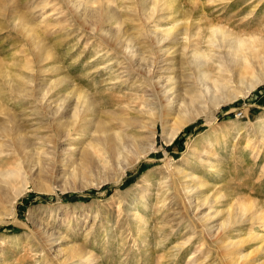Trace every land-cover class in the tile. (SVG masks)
I'll return each instance as SVG.
<instances>
[{
	"label": "rangeland",
	"instance_id": "rangeland-1",
	"mask_svg": "<svg viewBox=\"0 0 264 264\" xmlns=\"http://www.w3.org/2000/svg\"><path fill=\"white\" fill-rule=\"evenodd\" d=\"M69 1L0 0V61L7 67L11 65L10 58L13 56L14 59L19 57L18 60L23 62L29 61L36 73L35 83L39 86L36 92H39L43 85L44 89L51 79L66 77L72 84L69 89L73 91L82 90L94 97L136 94L141 100V95L136 92L138 88L132 87L133 83L136 85V77L118 87L108 84L117 74L115 72L121 71L117 69L119 63L122 61V65L126 66L124 57L118 50L120 45L125 48L126 53L137 51L145 58L152 56V59L155 57L152 53L160 49L179 52L184 41L180 40L175 44L165 42L163 46L156 48L151 39L149 40L151 33L148 32L168 30L175 25L180 29L195 18L200 19V14H205L212 20L218 19L219 21H216L221 25H231L238 32L242 29L245 33L261 34L262 29L264 30V24L256 20L246 27L240 25L244 19L257 12L263 0H242L234 6H228L229 9L221 8L226 0H176L173 4L179 8L176 15L170 12V9L159 8V4L155 3L154 7L153 0H113V12L118 16L119 24L115 25L112 21L97 26L90 19L84 20L81 13L79 15L82 17L72 12ZM185 13L188 17L191 16V19L184 15ZM258 14L259 11L256 16ZM13 15L21 19L25 17L35 25V36L42 40V46L50 52L44 63H38L40 56L36 45V50L32 51V46L26 38L12 28ZM186 20H189L188 23ZM199 24L204 26L205 20ZM100 30L112 35V39L108 41L110 44L100 39ZM112 40L116 45L112 46ZM261 50L263 49L257 47L254 55L248 59L247 71L242 80H238L234 70L224 72L228 77L224 76L223 79L228 80L218 92L212 87L211 81L200 83L193 76L187 78L186 76L190 75L188 72L184 74L185 71L175 68L173 76H184L180 78L177 91L171 93L179 94L186 102L193 99L188 109L192 121L184 125L170 143L163 141L159 126L153 130V135L149 123L141 130L135 131L140 150L144 151L145 155L139 157L136 153H130L128 160L122 162L119 168H103L104 150L97 146L84 150L85 138L83 141H59L54 149L40 148L44 151L35 155L33 161L24 166L28 189L17 199L12 209L14 215H11L10 196L5 197L0 204V264H61V260L67 255V252H61V249L68 245L79 246L91 253L89 261L85 259L87 264H170L172 260L175 261L169 256L172 249L185 242L191 234L192 226L195 228L194 237L192 242L186 244L185 248L188 250L185 257L180 258V264H225V257L228 256L222 255L211 241L197 230L199 227L195 222H191V218L204 219L209 226L217 229L226 220L229 205L233 203L235 208V205L243 202L249 204L251 207L248 208L252 211H245L247 215H244L245 218L243 216L242 223H236L231 227V231H227L230 233L226 241L239 243L243 234H249L256 229L260 232L262 229L259 228L264 226V221L243 222L257 208L264 211V143L259 139V130L264 129V81L246 95L242 94L246 85L264 72ZM177 53L166 59L176 61L179 59ZM111 57L113 58L106 62V59ZM100 60L105 61V67L101 71L98 70L99 73L94 69ZM213 64L212 68L209 66V70L214 69L210 73L215 76L216 62ZM51 65H55L58 70L42 72L47 71ZM52 100H55V97H52ZM0 105H4V113L14 112L24 118L30 116L27 119L32 118L35 133H49L45 129L46 124L40 120L41 114L38 115L36 105L35 116L27 105H17L14 100ZM238 113H241V116L238 117ZM6 121V116L0 113V125L5 126ZM143 121L147 122L146 119ZM170 123L172 124V121ZM26 124L28 125L27 121L22 125ZM42 129L46 131L43 132ZM129 131L124 129L123 133ZM90 156H93V159ZM122 164L124 167L128 164L129 167L122 171ZM173 169L183 171V175L191 173L198 176V179L183 180ZM85 170L88 174L84 178L73 177L76 171L80 173ZM161 175L172 181L176 179L179 185L180 193L174 203L170 195L164 194L166 200L161 205L155 204L154 196L160 188L158 182ZM200 182H205L204 187L194 195H209L206 197L209 203L192 210L183 205L182 199L185 195L181 187L187 183L197 185ZM164 185L166 189L168 185ZM65 195H74L77 199L68 200L63 197ZM140 195L150 197L148 209L145 210V230L142 233L135 229L126 216V205ZM216 195L221 196L213 201ZM136 212L138 215L143 214L141 209ZM227 232L225 235H228ZM49 235L53 243L50 251H47L42 247H46ZM137 238H143L146 243L138 245ZM256 249L257 245L253 242H244L243 245L234 246L229 256L232 259L236 257L234 260L240 264H264V252L261 250L255 253ZM244 254L248 258L241 261ZM63 264L85 263L74 260Z\"/></svg>",
	"mask_w": 264,
	"mask_h": 264
},
{
	"label": "bare ground",
	"instance_id": "bare-ground-1",
	"mask_svg": "<svg viewBox=\"0 0 264 264\" xmlns=\"http://www.w3.org/2000/svg\"><path fill=\"white\" fill-rule=\"evenodd\" d=\"M241 1L242 0H226L225 2L223 1L224 3L221 8L223 9L227 8L228 6H234L236 3L238 4ZM69 2L71 3V6L69 5V7H71L72 12H76L75 14L81 17L83 15L84 20L90 19L91 22H93L96 26L100 25L101 23L112 21L115 25L119 24V20L117 19L118 16L113 12V0H70ZM155 3L160 5L159 8L164 7L166 8V10L170 9V12H172L173 14L178 12L179 9L177 8V6H173V4L176 3V0H153V6L155 5ZM258 11L259 14L258 16H256V13H258ZM80 13L82 15H79ZM190 13L191 12H189V15ZM256 13L252 14L249 18L244 19V21L241 22L240 25L246 27L253 20L264 24V0L258 6ZM17 15H13L14 17L11 25L12 28L26 38L30 46H32V51L36 50V45V48L38 49L37 53L39 54L38 56H40L38 63L43 62L50 55V52H47V48L42 46V40L35 36V30L33 32V27L35 28V25L25 17L21 19L18 16L17 18ZM184 15H186V13ZM149 18H151V16ZM162 18L165 19L166 17L162 16ZM204 20V26L202 24H199ZM216 20L218 19L212 20L211 18L206 17L205 14H200V19L195 18V20H192V22L189 23L186 20L188 24L183 27L181 26L182 28L180 29H177L178 27H176L175 25L168 30L165 29L161 31L155 30L152 32H148V34L151 33L149 40L151 39L150 41L154 43L156 48L158 46H163L165 42L175 44L180 40L182 42L184 41V45L179 49V52L176 50V53H179V59H176V61H170L166 59L172 54L176 55L175 50L169 51V49H160V51H155L152 53L153 56H155L152 59L151 55V57L145 58L142 53L137 51L126 53V50H124L125 48L122 45L119 46L118 44V50L120 51L118 52L122 57H124V65L126 66H123V62L121 61L119 63L120 66H118L117 68L121 71L115 72L117 74L110 79V83L108 84H111V87H118L122 83L124 84L125 82L130 80V78L132 79L133 77H136L137 86L133 83L132 87L138 88L136 92L141 95V100L136 94L132 96L126 95L121 97H110L109 95H99L97 97H94L88 95L82 90L73 91V89H69L72 84H70L71 82L69 83L66 77L54 78L55 80L51 79V81L45 86L44 89L43 85V87L40 88L39 92H36L37 89H39V86L37 83H35L36 73L29 61L23 62L22 60H18L20 59L19 57L18 59H14L13 56L10 58L12 60V63H10L11 65L8 64L9 67H7V65H4L3 62L0 61V104H8L9 102L14 100V103L17 105H27L29 110L32 111L33 116H35L34 112H36V105L38 109V115L39 113L41 114L40 120L42 121V123L46 124L45 129L49 131V135H41L39 133H35V125L34 123H32V118L27 119L30 117L29 115H27L29 117L24 118L23 115H18V113H4L6 109L3 108L4 105H0V113H3V115H5L7 118V123L5 122V126L2 124L0 125V204L3 202L5 197L10 196L9 204L11 207V215H14V211L12 209L14 208L17 199L28 189V183L26 180L27 173L23 171L24 166L26 165V163L30 162L35 155H38L39 153L44 151L41 149H43L44 147L53 148L59 141H71L72 139H82L83 141V138H85L86 144L83 147L84 150L88 148L94 149L95 146L102 148L104 150L103 154H105V156H102V164L103 168L105 169L107 167L117 168L122 162L128 160L127 158L128 156H130V153H136L139 157H143V155H145V152L140 150L141 147L139 146L138 136H135L134 133L135 131L144 128L148 123L152 130L151 135H153L154 133L153 130H156L159 126L162 132L163 141L166 143H170L171 141H173L181 128L193 119L188 115V109L189 107H191V102L193 99H190L186 102L184 101V99L179 97V94L172 95L173 92L177 91V86L179 84V81L181 80L180 78H183L186 72L190 74L189 76L185 75L187 78L193 76L200 83L208 80L211 81L212 87L218 92L223 89V87L225 86L224 83L228 80L226 79L228 77V74H224V72L229 73L230 71L233 72L234 70L238 80H242L244 74L247 71V61L254 55L255 49L257 47L258 49H263L261 51L263 53L264 61L263 29L261 31V34H257L255 32L245 33L244 30L238 29L240 32L241 30L244 31L243 33H240L235 27L227 24L221 25ZM92 30L91 32H93ZM108 33L107 31H101L100 39L110 44L111 42L109 43L108 41L112 39V35L110 36V33ZM112 43H114L113 40ZM114 45L116 44L114 43L112 46ZM97 58L99 59V57ZM112 58L113 57L106 59V62L110 61ZM104 60H100L99 63L96 62L97 66L94 71H101V69L105 67V65H103V63L105 62ZM214 62H216L215 65L217 67V71L215 76H212L210 72L214 69L209 70V66H211ZM175 68L181 70L182 72L185 71L184 74H181L182 76H173V74L176 72H174ZM54 70H58V68L55 65H51V67L48 68L47 71L43 70L42 72L45 73ZM19 71H22L23 73H20ZM224 76H226L225 79H223ZM121 78H124V80H121ZM263 81L264 72L256 77V79L250 81L244 88V92L242 94L246 95ZM132 87L130 89H132ZM171 91L173 92L171 93ZM52 97H55V100H52ZM51 103L53 104V106H51ZM137 105L138 107H136ZM144 119H146L147 122L143 121ZM26 121L28 125L26 124V126H23V122L26 123ZM170 121H172V124L170 123L171 125L169 124ZM124 129H129L130 131L128 133H123ZM259 133L260 142L264 143V129H260ZM207 139V143H209L210 140L209 138ZM89 152L91 151L89 150ZM90 158L93 159V156H90ZM39 162L40 161L38 160V163ZM96 163L94 164L95 166L99 164ZM128 167V164L125 165V167L122 168V171H124L125 168ZM86 170L81 171L80 173H76V171L73 177L81 176L82 178H84L88 174V171ZM176 171V169H173V172L178 173L177 176L180 175L183 180L188 179L189 181H197L198 179V176L191 173H185L186 175H183V171ZM167 179L169 178L163 176L159 178L158 183L160 188L154 196L155 204L159 203V205H161L166 200V195L164 194L170 195L169 197H171V200L174 203V201H176L177 194L180 193L179 185L176 182V179L174 181H172L171 179ZM164 183L168 185L166 189L164 188L165 185L163 186ZM204 183L200 182V184L197 185L187 183L183 187H181L182 192H184L185 195L182 199L183 205L189 206L190 208H192V210H197L201 206L207 205L209 203V200L206 199V197H208L209 195L202 196L201 194L198 195V193L197 195H194V193L196 194V191L204 187ZM17 186L19 187L16 188ZM162 189H164V192H162ZM217 197L218 196L216 195V197H214L212 200L214 201V199H216ZM149 198V196L140 195L134 198L135 200H132V202L128 203L127 205L125 204L127 207V218L134 224V226L136 227L135 229L137 231H140V233L145 230L144 217H146L145 210L148 209L147 207ZM235 206L236 207L233 208L232 203L229 205V208L227 207L228 214L226 220L224 221L222 226L217 229H213V226H209L204 219H194V216V220H192L191 218V222H195L197 224L196 226L199 227V229L197 230H200L201 234L208 238V240L211 241V243L219 252L222 253V255L224 254V256H228L227 258L225 257L226 260L224 259L225 264H240L239 261L234 260V258L236 257L232 259V257L229 256V252L234 246H238L239 244L243 245L244 242H253L254 244H256V252L255 250H253L255 253L261 250L264 252V226L261 225L259 229L262 230L260 232H258L256 229L249 234H243V238L240 239L241 242L238 241L239 243L233 244V241H226L230 233H228L227 231H231V227L236 223L240 221L242 223L243 216L246 214V212L249 213L250 209L248 207H251L249 204L246 205L243 202H240L239 205ZM139 209L143 211V214H137L136 211ZM250 211H252V209ZM263 219L264 211L257 208L255 211L251 212L249 218L245 219V221L243 222L252 223L254 221V223H258L260 221H264ZM191 228V234L185 240V242L182 243L180 247H175L174 249H172L173 251L169 256L174 258L175 261L170 260V264H180V260L185 257V252L188 250L185 248L186 244L193 240L194 237L193 235L195 232V228L194 226H192ZM226 232L228 233V235H225ZM50 235L49 238L46 239V247H42L44 249H47V251H50L51 245L53 243V241L50 239ZM136 241L137 244L146 243L143 238H137ZM64 251L67 252V255L61 260V264L66 261L73 262L74 260H80L83 263L87 264V261H89L90 259L91 253L76 245H68L61 249V252ZM247 254L249 255V253ZM246 258H248L247 255L242 256L241 261L245 260ZM85 259L88 260L86 261Z\"/></svg>",
	"mask_w": 264,
	"mask_h": 264
},
{
	"label": "trees",
	"instance_id": "trees-1",
	"mask_svg": "<svg viewBox=\"0 0 264 264\" xmlns=\"http://www.w3.org/2000/svg\"><path fill=\"white\" fill-rule=\"evenodd\" d=\"M63 197L66 198V199H68V200H75V199H77V197H75L74 195H65Z\"/></svg>",
	"mask_w": 264,
	"mask_h": 264
},
{
	"label": "built area",
	"instance_id": "built-area-1",
	"mask_svg": "<svg viewBox=\"0 0 264 264\" xmlns=\"http://www.w3.org/2000/svg\"><path fill=\"white\" fill-rule=\"evenodd\" d=\"M237 116H238V117L241 116V113H238Z\"/></svg>",
	"mask_w": 264,
	"mask_h": 264
}]
</instances>
